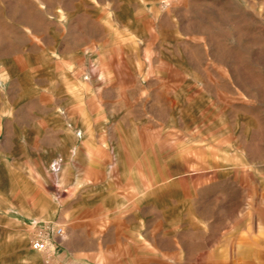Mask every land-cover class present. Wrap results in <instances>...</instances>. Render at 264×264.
<instances>
[{
    "label": "rangeland",
    "instance_id": "obj_1",
    "mask_svg": "<svg viewBox=\"0 0 264 264\" xmlns=\"http://www.w3.org/2000/svg\"><path fill=\"white\" fill-rule=\"evenodd\" d=\"M48 256L264 264V0H0V264Z\"/></svg>",
    "mask_w": 264,
    "mask_h": 264
},
{
    "label": "built area",
    "instance_id": "obj_2",
    "mask_svg": "<svg viewBox=\"0 0 264 264\" xmlns=\"http://www.w3.org/2000/svg\"><path fill=\"white\" fill-rule=\"evenodd\" d=\"M51 233L53 240L55 239L62 240L65 234V230L64 227L60 225H54L51 228ZM50 246H52V244L46 232L38 231L30 239V248L36 253L49 254L51 252ZM45 263L50 264L49 256L47 257Z\"/></svg>",
    "mask_w": 264,
    "mask_h": 264
}]
</instances>
